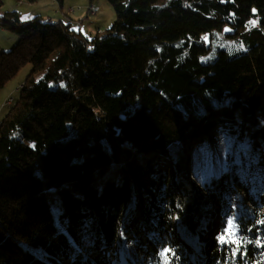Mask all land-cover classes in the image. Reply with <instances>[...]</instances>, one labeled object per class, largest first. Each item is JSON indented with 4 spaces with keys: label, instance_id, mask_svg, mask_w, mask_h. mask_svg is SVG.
Returning <instances> with one entry per match:
<instances>
[{
    "label": "trees",
    "instance_id": "obj_1",
    "mask_svg": "<svg viewBox=\"0 0 264 264\" xmlns=\"http://www.w3.org/2000/svg\"><path fill=\"white\" fill-rule=\"evenodd\" d=\"M108 2L94 37L0 12V264H264V0Z\"/></svg>",
    "mask_w": 264,
    "mask_h": 264
},
{
    "label": "rangeland",
    "instance_id": "obj_2",
    "mask_svg": "<svg viewBox=\"0 0 264 264\" xmlns=\"http://www.w3.org/2000/svg\"><path fill=\"white\" fill-rule=\"evenodd\" d=\"M90 8L93 12L90 11ZM17 11L22 21L26 22L33 17L49 21L51 23L62 20L71 22L73 29L81 31L89 37L97 33H105L115 21V13L108 0H37L26 2L21 0H2L0 12ZM251 18L249 23H253ZM99 30V31H98ZM236 29L229 25H223L220 30L205 32L202 36L205 44L209 46L208 51L200 56V61L206 63H217L241 54L245 47L241 37L235 33ZM211 35V38H210ZM18 36L10 31L0 28V51H9L17 42ZM32 67L29 63L24 64L14 76L5 82L0 88V121L8 112L12 104L19 97V88L28 77ZM11 102V101H10ZM12 102V103H13ZM210 150H215L222 156L221 143L210 142ZM218 146V149L215 147ZM202 167L212 166L211 157H205ZM201 164H199L200 167ZM191 179H193L191 177ZM196 183V180L193 179ZM248 205V204H247ZM264 211V209H263ZM204 243V241H197ZM197 246V243L196 245Z\"/></svg>",
    "mask_w": 264,
    "mask_h": 264
},
{
    "label": "crops",
    "instance_id": "obj_3",
    "mask_svg": "<svg viewBox=\"0 0 264 264\" xmlns=\"http://www.w3.org/2000/svg\"><path fill=\"white\" fill-rule=\"evenodd\" d=\"M10 101H12V100H10ZM10 101H8V104H10Z\"/></svg>",
    "mask_w": 264,
    "mask_h": 264
},
{
    "label": "built area",
    "instance_id": "obj_4",
    "mask_svg": "<svg viewBox=\"0 0 264 264\" xmlns=\"http://www.w3.org/2000/svg\"><path fill=\"white\" fill-rule=\"evenodd\" d=\"M90 11L93 12L91 8H90Z\"/></svg>",
    "mask_w": 264,
    "mask_h": 264
}]
</instances>
